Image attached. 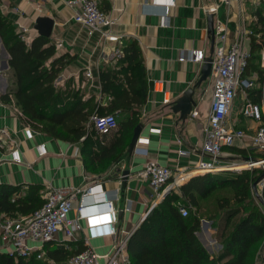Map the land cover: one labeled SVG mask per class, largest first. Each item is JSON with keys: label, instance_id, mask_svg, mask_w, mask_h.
<instances>
[{"label": "crops", "instance_id": "obj_1", "mask_svg": "<svg viewBox=\"0 0 264 264\" xmlns=\"http://www.w3.org/2000/svg\"><path fill=\"white\" fill-rule=\"evenodd\" d=\"M96 1L100 9L115 20L109 29L113 37L108 40L103 39L99 33L88 35L85 28L73 20L72 9L62 0H0V10L16 29L20 25L24 27L26 36L31 40L38 36L34 28L36 19L41 16L50 17L53 27L48 38L49 44L55 48L53 58L65 55L69 59L59 73L56 85L64 87V83L71 78L85 99L93 96L101 105H106L109 98L101 95L98 80L100 66L114 65L121 49L128 42L136 41L142 52L148 82L146 102L141 108L142 128L139 133V136L149 138L148 144L143 145L147 153H128L129 141L125 154L112 163L106 172L98 174L84 169L79 150L76 153L79 149L76 143L49 136L31 123L33 134L27 138L23 132L27 121L19 115L20 109L13 100L4 101L1 97L8 87L4 73L8 66L3 68V60L8 58V54L4 56L0 41L1 73H4L0 76V130L9 132L18 142L21 156V163L4 161L0 164V184L19 185L21 189H26L30 184L39 185L43 198L49 186L86 187L99 183L117 208L118 224L123 230L132 233L152 203L163 197H156L147 181L135 175L146 162L156 161L178 173L182 169L193 171L199 160L210 158L201 151V140L207 122L212 78H209L206 87L203 82L195 89L193 98L196 104L191 109L197 111L195 117L189 113L185 121H181L178 113L171 110V104L196 82L203 62L180 61L181 51L201 50L204 60L212 55L219 44L215 35L212 44L207 30V6L218 4L212 21L214 23L219 19L226 24V47L237 38L238 25L242 19L250 23L251 18H256L255 14H251V7L256 11L260 6L248 5L246 12L241 13L237 3L225 6L219 4V0H174V6L170 8L168 17H165L164 5L170 0ZM14 8L18 9V13L14 12ZM164 22L168 25L164 26ZM88 71L91 77H87ZM157 79L163 80L162 91L153 88V81ZM165 96L169 102L163 104ZM241 104L240 97L233 102L229 117L236 120L232 123L237 127L255 126L254 121L238 115ZM150 127L160 128V132L150 133ZM0 142L8 144V140L1 135ZM40 143L45 145L47 151L44 156H38L35 149ZM174 190L177 191L176 188ZM100 198L101 192L97 188L91 202L97 203L98 208L79 221L80 229L75 233L74 240L65 241L62 233H59L50 242L49 248L64 247L77 251L79 247L84 250L90 246L98 254L108 252L113 239L107 234L106 214L102 204H99ZM126 205H130V210H125ZM76 213L73 209L70 217L74 218ZM211 228L209 223V230ZM209 234L212 237L210 231Z\"/></svg>", "mask_w": 264, "mask_h": 264}, {"label": "trees", "instance_id": "obj_2", "mask_svg": "<svg viewBox=\"0 0 264 264\" xmlns=\"http://www.w3.org/2000/svg\"><path fill=\"white\" fill-rule=\"evenodd\" d=\"M255 15L256 23L262 24V27H254V31L261 32L262 37L259 42L251 39L246 74L255 71L259 77L258 85H261L264 69L255 56L264 48L262 6L255 11ZM0 41L8 54V69L4 72L8 87L1 95L2 99L13 100L27 120L45 134L76 143L86 171L106 172L125 154L133 130L140 123L141 108L148 94L138 43L134 40L128 42L114 65L100 66L98 80L101 95L109 98L106 105H101L93 96L85 99L71 78L64 87L57 86L56 79L69 59L65 55L53 58L55 48L49 44V38L38 35L27 43L1 10ZM261 92V86L249 90L250 100L259 103ZM93 114H113L117 122L115 132L99 134L89 122ZM262 123L264 125V118ZM223 150L251 155L238 144L224 146ZM260 171L200 173L190 177L177 191L170 190L147 211L129 236L126 244L129 264H256L253 251L264 239V207L252 197L251 184ZM40 188L33 184L26 189H21L19 185L0 184V214L16 217L34 213L44 202ZM222 188L231 189L233 194L231 198L216 197L215 211L208 215L210 226L216 230L214 238L221 245L213 256L197 236L202 218L199 212L205 209L202 201ZM261 195L264 201V187ZM181 208L185 209V215L180 212ZM239 214L242 215L233 221ZM49 246L50 242L45 245L46 260L36 253L28 258L15 259L0 251V264H62L81 250L80 247L75 251L64 247L50 249Z\"/></svg>", "mask_w": 264, "mask_h": 264}, {"label": "built area", "instance_id": "obj_3", "mask_svg": "<svg viewBox=\"0 0 264 264\" xmlns=\"http://www.w3.org/2000/svg\"><path fill=\"white\" fill-rule=\"evenodd\" d=\"M65 5L73 11V20L80 24L87 31L88 35L99 33L103 39H110L113 36L109 32L115 20L107 13L103 12L96 0H62ZM237 3L240 12L245 13L247 6H264V0H219V4L230 6ZM174 0H170L164 5V16L168 17L170 8L174 6ZM213 14L217 11L218 4L211 6ZM18 13V9L14 8ZM164 26L168 23L164 22ZM215 36L219 44L215 47L212 57L211 69V98L208 106L207 122L202 132L201 151L210 156L207 160H199L195 165V170L186 171L185 169L174 171V169L161 165L156 161H148L135 173L140 179L147 181L150 189L161 198L164 192L171 186L174 188L186 182L188 177L195 173L220 172L225 170L249 169L257 161L251 160V155L242 159V164L235 161L226 163L222 161V151L224 146L238 144L246 149L252 148L264 154V76L262 84L256 85L255 73L246 74L248 60L251 56L250 43L254 35L250 29L247 19L239 22L238 36L228 46H225L227 39L226 24L217 19L213 23ZM22 38L29 43L30 37L26 36V29L21 25L16 29ZM259 42V38H255ZM180 61L202 62L203 53L201 50L181 51ZM260 66L264 69V48L260 49ZM91 77V73H86ZM1 76V62H0ZM163 80H154L153 88L155 91H162ZM261 86V100L254 103L250 100L249 90ZM240 97L242 104L238 115L248 118L255 122V126L245 128L237 127L229 117L234 100ZM163 104L169 102L167 96L162 99ZM27 124L23 129L24 135L31 138L33 130L26 116L19 111ZM190 115L195 117L196 110L190 111ZM89 122L99 134H110L117 129V122L113 114L91 115ZM150 133H159L160 128L150 127ZM0 135L8 140L7 145L0 142V164L4 161L10 163H21L20 149L18 142L12 138L9 132L0 130ZM149 138L138 136L132 149L134 154L145 155ZM180 142V141H179ZM38 156L46 155L45 145L40 143L35 147ZM79 149H77L76 153ZM6 152L8 155L6 156ZM260 158V157H258ZM259 164L261 172H264V157L260 158ZM264 187V178L258 184ZM99 188L102 210L106 214L105 225L107 234L113 239L112 245L105 254H98L90 246L84 250L73 253L62 264H129L126 252V244L130 232L123 230L118 224L117 208L112 199L104 192L102 185L89 184L86 187H52L49 186L43 199L42 206L30 215H18L8 217L0 215V251L16 258H28L36 253L39 258L46 260L45 245L53 240L59 233H62L65 241H72L75 233L80 229L79 221L84 219L89 213L97 210V203L91 202L95 190ZM157 202H153L149 207L152 208ZM75 209L76 216L70 217V212ZM148 209V210H149ZM125 210H130V205H126ZM182 215L186 214L185 209L181 208ZM52 262V260H48ZM264 264V260H263Z\"/></svg>", "mask_w": 264, "mask_h": 264}, {"label": "rangeland", "instance_id": "obj_4", "mask_svg": "<svg viewBox=\"0 0 264 264\" xmlns=\"http://www.w3.org/2000/svg\"><path fill=\"white\" fill-rule=\"evenodd\" d=\"M252 9V12L251 14H255V9L253 7H251ZM262 13L264 15V7L262 6ZM253 16V15H252ZM257 22V16L256 18H251V21H250V29L253 31L254 35H252L251 39H254V38H260L262 37V33L261 32H255L254 30V27H256V29H260L262 27V24L260 25L259 23H256ZM256 23V24H255ZM254 24V26H253ZM253 26V28H252ZM256 60H257V63L260 65V52H258L256 54ZM251 73H255V76H256V85H258V74L255 72V71H250ZM210 78V77H209ZM208 78V80H209ZM205 81L203 84H204V87H206V83L209 82V81ZM65 84V83H64ZM57 86H61V85H57ZM208 110V109H207ZM115 132V131H114ZM112 132V133H114ZM246 152L248 153H251V156L255 155L257 157H264V154L263 153H260L258 151H255V149H252V148H248L246 149ZM253 154V155H252ZM221 157H222V160L226 163H230L229 161H235L236 163H239V164H242V159L245 157L243 156V154H240V153H236L234 151H230V150H223L222 151V154H221ZM260 162L257 161L255 163V165L257 166H253L249 169H242V170H239V171H236V170H229V171H233V172H236V173H239L241 171H244V170H248V171H252V170H257L258 172L260 171L261 169V166L259 164ZM262 172L260 171L259 174H261ZM178 187H176L177 189ZM258 191L261 193L262 189L258 186ZM233 194V191L231 189H228V188H222V189H219L217 190L216 192H214L212 194V196L209 197V199L207 200H204L202 201L201 205L202 207L205 206V209H201L200 210V215H202V218H201V224H200V230L198 232V236L200 238V241L206 246V248L209 250V254L210 255H216L219 251V249L221 248V245L219 244V242L214 238V236H216V230H214L213 228H211L209 230V223H210V219H208V215H210V212L213 213V211H215V208H216V204L214 202V199L216 197H228V198H231ZM251 194H252V197L254 198V200L258 203V200L256 199L255 195L253 194L252 192V189H251ZM242 214H239L233 221H236ZM211 227V226H210ZM232 226H230L228 228V231L229 229L231 228ZM212 233V237H210V234H209V231ZM215 231V232H214ZM214 232V233H213ZM213 239V241H211ZM215 239V240H214ZM210 242V243H209ZM211 242H214V243H211ZM220 246V247H219ZM253 255L255 257V261H256V264H263V260H264V239L254 248V251H253Z\"/></svg>", "mask_w": 264, "mask_h": 264}, {"label": "water", "instance_id": "obj_5", "mask_svg": "<svg viewBox=\"0 0 264 264\" xmlns=\"http://www.w3.org/2000/svg\"><path fill=\"white\" fill-rule=\"evenodd\" d=\"M206 10H207V18H208L207 30L210 33L211 41L213 44L215 34H214L213 21H212L213 20L212 19L213 18V12H211L212 7L207 6ZM52 27H53V20L50 17H43V16L38 17L36 19L35 25H34V28L36 29L38 35L46 37V38L50 37L51 32H52ZM1 49L4 53V56L6 57L7 52L4 49L2 43H1ZM7 66H8L7 59L3 60V68H6ZM211 69H212V57L210 55L209 57L204 58L202 65H201V68H200V71H199V77L196 80V82L192 86L185 89L184 92L182 93V95L171 104V110L175 113H178L179 119L181 121H185V119L189 115L191 109L195 106L196 102L194 101V98H193L195 89L198 88L203 82L208 80V78L211 76ZM141 128H142L141 123H138L135 126V128L133 130V134H132L131 139H130L129 146H128V153L132 152V149H133L135 142H136V138L139 136ZM208 157H210V156L208 155ZM251 160L259 161L260 158L253 156V157H251ZM189 178H190V176L188 177V179ZM263 178H264V172L259 174V176L251 184V189H252V192L255 195L256 199L258 200V202L264 207V201H263L262 195L258 191V184L262 181ZM172 189H173L172 186L170 188H168L165 191V193L163 194V196L165 194H167Z\"/></svg>", "mask_w": 264, "mask_h": 264}]
</instances>
